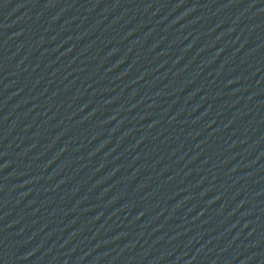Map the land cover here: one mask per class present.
<instances>
[{
    "label": "water",
    "instance_id": "1",
    "mask_svg": "<svg viewBox=\"0 0 264 264\" xmlns=\"http://www.w3.org/2000/svg\"><path fill=\"white\" fill-rule=\"evenodd\" d=\"M0 264H264V0H0Z\"/></svg>",
    "mask_w": 264,
    "mask_h": 264
}]
</instances>
